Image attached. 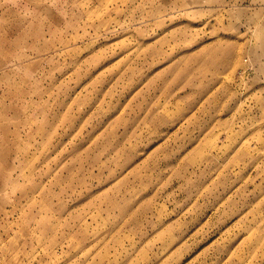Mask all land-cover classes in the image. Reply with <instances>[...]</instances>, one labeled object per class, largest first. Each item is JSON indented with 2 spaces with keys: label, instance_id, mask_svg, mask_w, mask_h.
<instances>
[{
  "label": "rangeland",
  "instance_id": "1",
  "mask_svg": "<svg viewBox=\"0 0 264 264\" xmlns=\"http://www.w3.org/2000/svg\"><path fill=\"white\" fill-rule=\"evenodd\" d=\"M0 264H264V0H0Z\"/></svg>",
  "mask_w": 264,
  "mask_h": 264
}]
</instances>
